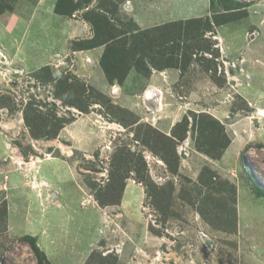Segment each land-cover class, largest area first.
<instances>
[{"label":"rangeland","instance_id":"1","mask_svg":"<svg viewBox=\"0 0 264 264\" xmlns=\"http://www.w3.org/2000/svg\"><path fill=\"white\" fill-rule=\"evenodd\" d=\"M2 1L0 264H264V0Z\"/></svg>","mask_w":264,"mask_h":264},{"label":"trees","instance_id":"2","mask_svg":"<svg viewBox=\"0 0 264 264\" xmlns=\"http://www.w3.org/2000/svg\"><path fill=\"white\" fill-rule=\"evenodd\" d=\"M87 1H91V0H87ZM214 1L215 3V0H212ZM230 1V0H228ZM2 3V4H1ZM3 5H5V3L2 2V0H0V8L3 7ZM9 6V5H8ZM79 8V5L78 3H74L73 0H59L58 3H57V6H56V14L59 15V16H62V17H71L74 13L75 10H77ZM104 11H102L103 13ZM99 18V17H98ZM102 18H99V19H96L95 21H92L93 24L97 25L100 23ZM206 28L210 29L211 26H210V20L208 21V23H206ZM197 27H198V32H199V35H200V31H201V27H203V24L202 23H197ZM158 27H156L155 30H157ZM154 30V31H155ZM148 34V32L146 33ZM149 37H144V39H148ZM196 38H198L196 36ZM154 39H158L157 37H155ZM96 41L93 42V43H90V45H80V49L82 50H92L98 46H104V43L102 41V39H95ZM109 45L106 46V49H105V52H104V56L103 58L106 59L109 54L108 52L111 51L110 48H112L111 46H109L110 48H108ZM133 49L135 51V54H137L138 52V48L133 45ZM145 62L143 61V59H139V62H138V66L137 68L142 71V72H146L147 75L149 74V69L147 68V66H145ZM102 67L105 71V74L108 78V81L109 82H112L113 80H115L116 78H119L120 80V83H123V78L125 77V75H121V76H117L115 73H114V70L110 67H108V65H105V64H102ZM144 67V68H143ZM143 68V69H142ZM27 114H30V113H25L26 115V120L28 121V125L29 127L31 128L32 126H34L35 124H31L29 123V117L27 116ZM186 124H187V121H186ZM213 126H216L219 128V124L216 123L215 121L212 122L211 124V134L212 136H214V129H213ZM221 127V126H220ZM35 129L36 128H31V131L33 132V134L35 133ZM187 133V132H186ZM216 133H220V132H216ZM227 149V146L225 145L222 149H221V152H219V155L221 156L223 154V152ZM210 153V152H209ZM212 154V153H210ZM242 162L244 163L245 165V159L242 157ZM250 181L253 183V187L256 191V194L259 196V197H262L264 199V187H261L253 178H250ZM23 240L27 241L30 243L31 245V248L34 252V254L36 255L37 257V261H38V264H51L50 261H47V258H46V255L40 250L39 248V245H38V241L35 237H32V236H26L23 238Z\"/></svg>","mask_w":264,"mask_h":264},{"label":"clouds","instance_id":"3","mask_svg":"<svg viewBox=\"0 0 264 264\" xmlns=\"http://www.w3.org/2000/svg\"><path fill=\"white\" fill-rule=\"evenodd\" d=\"M58 1H59V0H57V2H55V5L52 6V8H53V14H56L55 11H56V6H57ZM84 1H86V0H77L76 3L79 4V3H83ZM91 1H92V0H91ZM2 2H3V1H2ZM89 4H90L89 2L86 3V5H89ZM3 7H4V5H3ZM76 12H79V8H78L77 10L74 11V13H73V15H72L71 17H62V16H59V15L57 16V14H56V16H57V17H61V19H71V18H76V15H75ZM102 14H104V12L101 13V15H100L99 17H101V18L103 19V15H102ZM97 18H98V17H97ZM97 18H96V19H97ZM96 19H94V20H96ZM84 20L87 21V22H89V23L93 21V20L90 18L89 15H86L85 18H84ZM92 25H95V24L92 23ZM153 31H154V30H153ZM153 31H151V32H153ZM149 32H150V31H149ZM94 49H95V48H94ZM81 50H82V49H81ZM87 51H89V50H87ZM2 59L5 60L4 55H0V60L3 62ZM102 59H103V57H102ZM4 63H6V61H4ZM100 68H101V69L103 68V67H102V60H101Z\"/></svg>","mask_w":264,"mask_h":264},{"label":"crops","instance_id":"4","mask_svg":"<svg viewBox=\"0 0 264 264\" xmlns=\"http://www.w3.org/2000/svg\"><path fill=\"white\" fill-rule=\"evenodd\" d=\"M21 18H22V20H25V18H24L23 16H22ZM46 170L48 171V169H46ZM43 171H44V172H43V175L46 174L47 171H46V172H45V170H43ZM33 174H34V173H33ZM32 176H33V175H32ZM32 176H30V177H32ZM30 177H29V178H30ZM36 178H37V177H36ZM32 183H33V182H32ZM32 183H31V182L28 183L27 181H25V184H29L28 187H27V188H28V189H27V192L30 193L32 196H36L35 194H36V188H37V187H34L33 190H32ZM34 184H35V183H34ZM29 186H31V187H29ZM43 186H44V185H43ZM45 186H50V188H51L53 185L50 184V185H45ZM25 190H26V188H25ZM32 196H31V197H32Z\"/></svg>","mask_w":264,"mask_h":264}]
</instances>
